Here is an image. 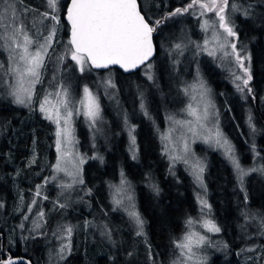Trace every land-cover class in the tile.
<instances>
[{"label": "trees", "instance_id": "trees-1", "mask_svg": "<svg viewBox=\"0 0 264 264\" xmlns=\"http://www.w3.org/2000/svg\"><path fill=\"white\" fill-rule=\"evenodd\" d=\"M149 1L150 6L146 0H139L141 12L150 23L162 21L154 37L157 54L149 64L152 63L156 68L162 67V74L169 75L175 72L177 66L179 73L183 74L182 66L187 60L208 62L203 77L205 75L204 80L211 85L223 133L244 168L264 167V0H229V7L225 11L229 24L237 33L234 37L236 50L242 57H250L246 61L248 66L250 62L252 79L243 92L237 90L230 72L209 55V50L197 53L193 50L194 42L200 41L203 35L197 32L199 29L207 30V37L212 34L208 31L210 27H204V22L210 24L212 21L218 25V17L214 12L201 15L197 5L187 12L171 15L177 8H186L191 0ZM201 2L209 3L210 0ZM68 3L60 15L64 23L59 50H62L63 45L71 48L69 27L65 20ZM233 5L238 8L237 11H233ZM23 7L37 14L38 20L32 26H47L50 19L40 16L42 20L39 17L45 11L51 13L46 0H24ZM176 45H180L182 50L179 55ZM8 55V51L0 48V58L5 59ZM48 65L45 72L50 70L51 65ZM70 66L74 67L72 64ZM63 67L55 74L49 73L48 79L44 78L45 83L41 82L39 89L35 90L40 93L44 89L46 93L48 83L62 85L56 77ZM74 69L79 71V68ZM152 69L145 65L132 74L114 69L117 80L112 83L117 94H121L120 97L124 99V103L118 105V113L113 114L118 130L110 142L99 140L98 148L88 143L90 148L88 154H84L83 183L79 188L69 190L64 198L59 196L60 200L54 196L52 182H47L57 160L54 124L39 110L37 102L15 104L7 85L1 87L0 260L23 256L33 264H138L132 263V246L123 251L117 247V236L126 234L135 237L146 256L150 254L144 264H157L159 260L164 264H173L177 256L175 241L183 240L185 235L193 231L192 224L204 207L196 197V184L190 172L179 164L173 167L163 148L159 127L165 123L168 113L180 109L162 100L161 93L155 90V74L150 73ZM110 70L95 72L87 66L84 72L79 71L81 83L76 94L80 95L84 87L91 88L104 107H109L105 82L106 72ZM67 75L70 77L69 73ZM149 75L152 79L148 78ZM186 75V86L196 78L203 79L195 75V71ZM2 79L6 82L5 78ZM249 88L251 92H248ZM126 89L131 91L134 104L124 98ZM185 100L184 96L182 101ZM142 102L147 116L140 107ZM249 115L255 127L254 132L249 127ZM141 130H144L141 148L134 137L137 145L134 144L132 149L128 133L137 131L139 136ZM78 132L82 138L89 134L81 125ZM201 150L197 149V155L205 159V181L212 219L221 229L216 241L221 240L226 245L225 250L219 248L217 251L222 252L221 263L264 264V172L249 173L241 185L233 165L220 151L210 146ZM122 177L130 181L137 194L146 235H137L134 221L115 202L114 186ZM37 192L40 195H36ZM24 193L26 202L22 203L21 195ZM55 199L60 203L56 204ZM31 200L34 203L33 210L28 213ZM51 206L54 207L53 213H50ZM36 227L39 230L34 231ZM68 227L74 229L70 235L66 232ZM106 229L110 237L103 234ZM58 240L63 244V262L59 259L60 254L53 252V248L57 247L53 244ZM247 260L253 261L246 263Z\"/></svg>", "mask_w": 264, "mask_h": 264}, {"label": "rangeland", "instance_id": "rangeland-1", "mask_svg": "<svg viewBox=\"0 0 264 264\" xmlns=\"http://www.w3.org/2000/svg\"><path fill=\"white\" fill-rule=\"evenodd\" d=\"M38 2L41 0H37ZM69 0H59V10L57 15H59L60 22L58 25H56V34L52 41V46L48 49V54L44 58V63L42 68L40 69V82L36 83L33 88V94L31 97V103L37 102V105L40 109V104L43 102V99L46 95L49 93H52L51 96H49V100L52 104L56 103V93L61 91L59 84H52L48 83V91L45 93V90L41 89V92L38 93L36 90L39 89L41 82L45 83V79H48L49 73H56L60 68H62L68 61L70 63L73 61L71 60L70 54H68V47L66 45H63L62 50L59 48V43L61 40V32L63 28V20L60 16L63 11L64 5L68 3ZM7 3H15L16 9H17V16L20 20L24 22V24L27 26L35 25L34 22H37L38 17L35 12H33L31 9L30 11L24 12L23 9V3L24 0H3V2H0V9L1 13L3 12V9L5 8ZM147 5L150 6V1L146 0ZM34 8V7H32ZM148 8V7H147ZM29 9V8H27ZM52 11V10H51ZM39 14V13H38ZM40 17V14H39ZM41 18V17H40ZM42 19V18H41ZM50 19V18H49ZM43 20V19H42ZM39 22V21H38ZM53 24V21L51 19L48 21L47 26L46 25H38L32 26V28H29V35H33V33H43L44 35H47L48 29ZM208 27L210 29L208 30L210 33L209 37H207V30L199 29L197 32H201L202 38L197 43L194 42L193 50L195 49V53L198 51H208L213 52L214 55L213 58L215 60H218V64L222 66V68L228 70L231 74L232 80L234 85L237 88V84L243 85L242 81L237 80V76H243V70L239 68L237 65L235 58L232 55L225 56L224 53L228 52L231 53L232 49L230 47H227V45L221 49L219 44L225 42V33L223 29L212 21H210V24H208ZM186 33V32H185ZM184 33V34H185ZM187 34V33H186ZM182 36V35H180ZM215 37V38H214ZM36 39L41 40L42 37L36 36L34 37ZM229 43H234V37H228L227 38ZM190 41V39H189ZM62 43V42H61ZM236 44V42H235ZM61 45V44H60ZM190 46V45H189ZM187 46V47H189ZM191 48V47H190ZM19 51V50H17ZM178 55L182 52L181 47L177 49ZM60 57H63L62 59H58ZM52 61V63H51ZM0 63L4 65V69H8L11 65L8 61V56L5 59L0 58ZM48 63L51 65L50 70L48 72H45L47 67L49 66ZM63 67V70L59 72L57 78V81L62 84L63 88H66L69 92V100L71 101V108L73 111V116L71 117V128H72V143L66 144L64 143L62 146L63 151H70L71 156L69 157L70 162L67 164H62V167L66 168V171H57L56 170V163L60 156V153L57 152L56 148V131H57V125L52 121L55 127V154H57V160L53 166L52 169V175L51 177L47 178V182H52V190H54V193L56 196V199L60 200V197H65L66 193L69 190H72L73 188L79 186L83 183V173H84V161H86V157L84 154H88L89 151V144L92 143L95 148H98L99 146V140L105 139L104 142H110L114 137L118 130V124L116 121V118H113V114L118 113V105L124 103V99L120 97L121 94H117L114 88H111L110 86H105V94H106V100L108 102L109 107L103 105L102 102L98 99V96L93 93L97 97L99 106H100V115L98 119L96 120V123L93 125L92 122L84 115V108L78 103V101L84 99V92L80 95L76 94L79 93V85L81 83V74L79 71L74 69L76 67L79 68L78 65H76L75 61L71 63L74 67H71L70 64ZM207 63L201 60L194 59L187 60L182 68H183V74L179 73L178 66L176 67V70L174 73L170 72L169 75L162 74L163 70L161 71L162 67L156 68L152 63L150 73L155 74L154 83H155V90L159 91L161 93V98L164 102H169L172 107L180 109L179 111L175 113H168L165 117L166 121L165 123L159 127L160 131V139L163 144V148L165 150V153L169 159V161L173 164V167L175 165L179 164L181 167L183 166L190 172V175L193 177L194 182L196 184V197L199 200V204L204 207L203 210L201 209L202 213L201 215L194 220L192 226L193 231H190L189 233H197L200 236H203L205 238V241L202 246L199 248L193 249V251L196 253V257L194 259H200L203 261V264H222L221 263V255L222 252H217L219 248H223L225 250V244L221 240L216 241L219 239L220 232H209L206 227H204L205 221H212V209L209 202V195H208V188L206 186L205 181V172H206V165H205V159H201L197 155V149H202L206 146L213 147L214 149L220 151V153L228 159V156L225 152V147L218 145L215 143L217 137L216 132L219 131L222 133L223 138L227 137L223 133L221 129V125L219 124L218 120V113H217V102L214 100V97L212 95V88L210 83L206 81L205 75L203 77V71L207 67ZM231 65V68H228ZM245 67H249L246 60H244ZM250 65V62H249ZM209 66V64H208ZM87 68V66H86ZM161 71V72H160ZM193 71H195V75H199V77H203V79L199 80L196 78L195 80L187 83L186 86V80L187 75L190 74ZM2 73L1 77L6 79V82L4 79H0V89L1 87L4 88L6 85L10 89V93L12 92V85H15V77L10 72H5L4 70H0ZM63 72H67L69 75L63 74ZM205 73V72H204ZM208 73V72H206ZM44 74V75H43ZM107 74V79H111V81L114 83L117 80V75L114 69H111ZM147 75V73H146ZM38 84V85H37ZM99 86H101V83H97ZM201 84H203L204 88L207 89V95L205 97H201V92L203 89H201ZM37 85V88H36ZM27 86V84L25 85ZM67 86V87H66ZM42 87V86H41ZM45 87V86H44ZM133 89V85L129 86ZM183 87H186L182 89ZM12 89V90H11ZM36 89V90H35ZM91 91V88L89 89ZM133 90H136L134 88ZM187 90V91H186ZM181 91L185 92L182 93ZM130 90H125L124 98L127 99V101L134 104L133 97L130 95ZM169 94V95H165ZM185 96V101L183 102L182 99ZM13 96V95H12ZM14 97V96H13ZM160 100L159 98H157ZM14 103L15 97H14ZM26 103H29V101L26 100ZM21 104V105H26ZM205 103L209 104L208 107V118L206 120L200 121L199 124L196 123L195 118L189 114V105L192 106L193 109H197L202 112L203 107ZM20 105V104H19ZM107 109V110H106ZM43 113V112H42ZM61 113L63 114V109H61ZM109 113V116H108ZM45 116H47V113H43ZM118 115V114H117ZM116 115V116H117ZM106 117H109L106 119ZM112 117V118H111ZM81 119H83L81 121ZM189 121L192 123L190 124ZM83 126V130L87 133H89L86 137H80L79 135V126ZM202 125V126H201ZM60 127H65L63 121H61ZM195 129V135L192 131H189V129ZM144 130L140 131L139 136L137 135V131H129V146L132 145V149L134 148V144H136L134 141V137H136V142H139V147L141 148L140 140H142ZM229 142V140L227 139ZM204 145V146H201ZM229 144L232 146V144L229 142ZM137 145V144H136ZM185 145H187V151H185ZM206 145V146H205ZM234 154L235 150L232 146ZM87 151V153H85ZM202 152V150H201ZM136 154H138V149H136ZM237 157V155L235 154ZM85 158V159H84ZM238 158V157H237ZM81 159L83 160V163H81ZM229 160V159H228ZM230 161V160H229ZM199 162L203 166V172L200 174V179L198 180L196 175L194 174L196 172V169L194 168V165ZM207 162V161H206ZM241 163V161H240ZM242 165V164H241ZM250 169V168H246ZM176 172V170H174ZM253 172V171H252ZM250 172V173H252ZM246 177V176H245ZM82 181V182H81ZM244 183V180H243ZM70 185V187H67ZM74 193V192H73ZM55 199V200H56ZM114 199L118 207L122 208L123 211L130 216L131 212L139 213V200L137 197V194L135 193L132 185L130 184V181H128L125 177L121 178V181L114 186ZM56 200L55 203L59 204L60 201ZM206 201L208 206H204L201 201ZM119 201V203H117ZM21 202L25 203V193L21 195ZM31 206L28 208V213L31 212L32 206H33V200L30 202ZM23 206H25L23 204ZM38 206V203L36 204V208ZM25 208V207H24ZM54 207L51 206L50 213H53ZM48 210H46L47 212ZM131 219L135 220L132 216H130ZM140 219H142L140 217ZM31 220V219H30ZM143 220V219H142ZM144 222V221H143ZM215 223V222H214ZM216 224V223H215ZM136 225V223H135ZM69 228V227H68ZM72 228V227H71ZM137 231H139V228L137 227ZM39 230V228H35L34 231ZM74 229L72 228V231ZM67 232V229H66ZM68 233V232H67ZM72 233V232H71ZM69 234V233H68ZM143 235H146V228L145 223H143ZM148 239V237H147ZM182 239V238H181ZM175 241V244L182 242ZM216 241V242H215ZM117 247L121 251L124 250V248H128L132 246L134 248V251L131 255L132 263H138V264H144L147 263L148 259L150 258V254L147 253V256L144 252H142L141 247L139 246L137 240L135 237L131 235H118L117 236ZM62 241L58 240L53 244V246H57L56 248H53L54 253L60 254L59 259L60 261H64L65 259V253L61 250ZM177 256L175 257L176 264H182L184 257L181 255V250L179 248L176 249ZM141 254V255H140ZM256 256L258 255V252H255ZM145 258V259H143ZM55 259H53V262ZM253 260H247L246 263H250ZM157 264H164L161 263L160 260L157 262ZM188 264H193L192 261H189ZM234 264V263H233Z\"/></svg>", "mask_w": 264, "mask_h": 264}, {"label": "snow or ice", "instance_id": "snow-or-ice-1", "mask_svg": "<svg viewBox=\"0 0 264 264\" xmlns=\"http://www.w3.org/2000/svg\"><path fill=\"white\" fill-rule=\"evenodd\" d=\"M0 2H3V0H0ZM46 4L47 8L52 11L51 13L45 11L40 16L43 19L50 18L53 21L47 35L43 33L29 35L28 27L17 16L15 3H7L3 12L0 13V41H2L0 48L8 51V61L11 65L5 70L4 65L0 63V70L14 75L16 83L11 86L13 89L11 95L15 97V102L18 104H25L26 100L31 101L34 85L40 82V69L43 66L44 58L48 54V49L52 46V41L56 34V25L60 22L59 15L56 14L59 10V0H46ZM197 5L201 9V15H204L205 12H214L218 17V26L226 34L225 42L219 44V46L221 49L226 45L230 47L232 52H225L224 55H232L239 68L243 70L244 75L236 77L237 80L242 81L244 86L241 87L240 84H237V90L243 92L252 79L250 65L249 67H245L244 65V60H250V57H242L240 52L236 50V44L229 43L227 40L228 37L237 36V33L233 30L225 15V11L229 7V0H210L209 3L201 2V0H191V3L186 8H177L171 15L187 12L190 8ZM237 10L238 8L233 5V11ZM23 11L27 12L30 9L25 8ZM66 19L71 27V39L69 41L71 48L68 54H70L71 60L75 61L76 65L79 66L80 72H84L86 66L89 68L106 69L112 65H118L121 69L130 71L141 65H145L154 52L153 33L162 22L161 20H155L153 23H150L145 18V15L142 14L138 0H70V6L66 7ZM204 27H208V21L204 22ZM36 36L42 37V42L34 38ZM176 47L179 48L180 45H176ZM209 55H214V53L209 52ZM146 67L150 68L151 65L148 64ZM148 78L152 79V76L149 75ZM26 84L27 86H25ZM105 84L113 88L115 87L111 79L107 80ZM59 87L61 91L56 93V103H51L49 96L52 93H49L44 97L39 109L41 112L47 113V119L52 120L57 125L56 148L57 152L60 153L56 163V170L58 172L66 171V168L62 167V164L69 163V157L72 155L70 151H63L62 146L64 143L69 145L72 143L71 117L73 116L69 92L62 85ZM201 89H203L201 92L203 99L207 95V89L204 88L203 84H201ZM83 92L84 99L78 101V103L84 108V115L94 125L100 115V106L97 97L93 95L88 87H84ZM248 92H251L250 88ZM140 107L147 116L148 113L143 102ZM208 107L209 104L205 103L201 112L189 105V114L199 124L200 121L208 118ZM61 109H63V114L61 113ZM61 121L65 125L63 128L60 127ZM189 123L191 124L192 122L189 121ZM248 123L254 132L255 127L252 123L251 115H249ZM189 131H192L194 135L196 134L195 129L190 128ZM216 137L215 143L225 147V152L237 173L241 185L243 184V178L250 172H264V167L260 169L244 168L235 156L232 146L226 138H223L222 133L217 131ZM185 151H187V145H185ZM80 162L83 163V160L81 159ZM194 168L196 169L194 174L199 180L200 174L204 170L203 166L197 162ZM67 187H70V185ZM36 195H40V193L37 192ZM201 203L204 206H208L206 201L202 200ZM40 215L42 216L43 213H40ZM130 216L134 218L139 228L137 235H143V220L140 219L136 212H131ZM188 223L191 224L192 221L189 220ZM20 227L23 228V224ZM204 227L209 232L221 231L212 221H205ZM67 232L70 235L72 228H67ZM103 234L110 237L107 229ZM204 241L205 238L197 233H189L184 236L182 242L176 245L184 257L182 264H188L189 261H192L193 264H203L202 260L194 259L196 253L193 249L194 247L199 248L202 246ZM254 250L248 249V251ZM0 264H17V261L8 257L0 260ZM173 264H176V262L174 261Z\"/></svg>", "mask_w": 264, "mask_h": 264}, {"label": "water", "instance_id": "water-1", "mask_svg": "<svg viewBox=\"0 0 264 264\" xmlns=\"http://www.w3.org/2000/svg\"><path fill=\"white\" fill-rule=\"evenodd\" d=\"M138 4L140 5L139 0H138ZM68 6H70V0H69V3H68ZM65 20H66V24L69 27V41H70V39H71V27H70V23L66 19V15H65ZM156 34H157V30L153 33V45H154L153 55L150 57V59L148 61H146L145 65L149 64L155 58V56L157 54V49H156V45H155V41H154V37H155ZM145 65H141V66H139V67H137L135 69H132L130 71H125V70L121 69L118 65H112V66H110L109 68H106V69L105 68L97 69V68H94V67L91 68V69L93 71H95V72H105V71H108L110 69H118L119 71H121L124 74H132V73H136L137 71H139ZM11 258L14 259V260H16L17 261V264H29V262H30V264H33L31 262V260H29L28 258L23 257V256H19V257L18 256H15V257H11Z\"/></svg>", "mask_w": 264, "mask_h": 264}]
</instances>
